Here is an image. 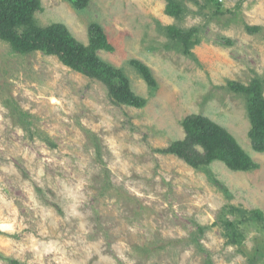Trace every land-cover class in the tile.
<instances>
[{
  "label": "rangeland",
  "instance_id": "374dc122",
  "mask_svg": "<svg viewBox=\"0 0 264 264\" xmlns=\"http://www.w3.org/2000/svg\"><path fill=\"white\" fill-rule=\"evenodd\" d=\"M40 1L39 28L62 23L89 44L99 24L115 47L97 51L102 66L147 101L120 102L101 72L0 36V264H264L253 214L264 213V152L248 96L229 86L259 79L264 97V0H176L177 16L167 0ZM168 25L198 42L186 51ZM190 115L225 127L260 167L190 165L171 150Z\"/></svg>",
  "mask_w": 264,
  "mask_h": 264
},
{
  "label": "trees",
  "instance_id": "16d2710c",
  "mask_svg": "<svg viewBox=\"0 0 264 264\" xmlns=\"http://www.w3.org/2000/svg\"><path fill=\"white\" fill-rule=\"evenodd\" d=\"M83 6L88 0H71ZM42 8L40 0H0V36L7 40L15 50L29 52L42 50L54 53L69 66L88 69L89 76H99L110 88V93L120 102L134 106H144L146 99L139 97L130 89L128 77L120 70L110 66H102L97 55L98 50L113 51L114 45L108 40L104 29L97 23L90 26L91 40L84 44L77 40L62 24H55L47 30L36 26L33 12ZM181 6L176 0H167L165 13L177 16ZM24 25L23 32H18V26ZM167 34L182 42L189 51L198 40L192 38L191 32H185L175 25L166 26ZM132 64L140 71L150 86L156 85V80L150 68L139 60H132ZM229 86L236 92L248 96L247 112L251 122L249 136L253 148L257 152H264V97L261 92V81L253 79L249 86L240 82H230ZM186 137L175 141L171 150L177 152L190 165L199 168L210 165L219 160L231 170L252 171L260 164L244 150L237 138L225 127L200 115H190L183 120ZM202 144L204 152L196 148ZM255 217L264 221V213L254 209ZM11 264H20L18 260L10 259ZM209 264H213L211 261Z\"/></svg>",
  "mask_w": 264,
  "mask_h": 264
}]
</instances>
